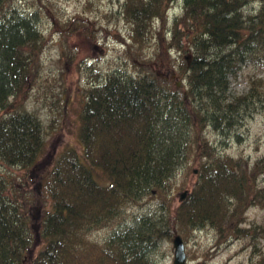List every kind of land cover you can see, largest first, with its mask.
<instances>
[{
    "label": "trees",
    "instance_id": "16d2710c",
    "mask_svg": "<svg viewBox=\"0 0 264 264\" xmlns=\"http://www.w3.org/2000/svg\"><path fill=\"white\" fill-rule=\"evenodd\" d=\"M173 1L120 0L118 13L128 26L125 51L156 35V54L177 52L173 61L183 86L140 68H112L90 80L78 114L77 143L62 146L38 179L48 203L36 231L27 199L16 196L0 172V264H154L150 253L161 241L174 232L184 240L205 224L221 239L250 235L257 255L248 264H264V249L256 246L257 239L264 245V218L252 227L239 224L244 208L264 201V185L254 182L264 158L250 175L246 162L217 151L204 134L208 125L225 132L254 112L264 116L262 76L249 74L245 90H228L229 76L264 58V0L251 8L253 0H180V11L166 25ZM33 2L37 11L0 0V161L27 168L36 165L43 149L41 121L14 101L37 81L43 42L37 13H54L57 7L52 0ZM63 25L69 33L95 36L80 15ZM185 46L187 58L181 55ZM60 55L67 65L73 60L79 65L74 50L65 54L61 48ZM179 170L195 178L172 213L170 190ZM144 197L156 199L154 212L128 223L119 220L127 205ZM106 226L102 239L90 236ZM36 235L42 243L28 258Z\"/></svg>",
    "mask_w": 264,
    "mask_h": 264
},
{
    "label": "rangeland",
    "instance_id": "374dc122",
    "mask_svg": "<svg viewBox=\"0 0 264 264\" xmlns=\"http://www.w3.org/2000/svg\"><path fill=\"white\" fill-rule=\"evenodd\" d=\"M52 1L57 5L54 13L47 10L42 13L36 12L39 16L37 26L43 36L39 53L40 67L36 68L37 81L23 96L14 101L15 104L23 105L39 117L43 134V149L34 167L7 166L0 161V172L13 185V193L20 198L27 199L26 212L29 214L30 224L34 231L37 230L42 210L48 203L39 190L38 179L50 167L56 152L62 146L66 143H77L78 114L83 100V90L90 80L94 77H103L107 70L112 68H124L132 72L140 68L151 69L161 76L175 82L178 81L177 86L182 87L184 83V80L180 79L181 76L177 73V66L173 61L177 52L170 50L165 57L156 54V35L152 34L140 46L131 44L128 52L125 51L124 42H128L126 37L128 26L119 17L120 0ZM179 1H173L168 7L166 25L169 24L172 16L180 11ZM258 2L259 0H253L247 8L255 6ZM13 3L19 10L37 11L34 5H31L34 3L33 0H13ZM75 15L89 20L94 28V38L87 37L79 30L67 32L63 21ZM165 45L164 39L160 42L159 47L163 49ZM61 48L65 54L68 50H74L75 59L79 60V65H74V60L67 65L65 57L60 55ZM188 54L189 50L185 46L181 55L187 58ZM94 69H98V76L91 74L95 71ZM249 74L264 78V58L262 61L242 65L235 76H229V92L237 93L245 90ZM67 89L69 90L68 101L62 107L61 98ZM204 128V134L217 151L230 154L239 159L241 163L246 162L248 171L255 163L259 164L264 158V116L261 112H254L245 117L229 131H220L209 125ZM180 171L175 173L170 190L172 213L173 207L179 200V192L184 187L189 190L190 184L195 178V174L183 175ZM99 174V178H103V175ZM249 174L252 175L251 170ZM181 181L184 183L182 186L179 185ZM254 182L256 186L264 185V169L255 173ZM157 208L156 199L144 197L139 203L127 205L119 220L126 221V223L132 222L141 213L154 212V209ZM263 218L264 201L261 204L248 205L244 208L239 224L252 227L261 222ZM109 228L106 226L93 230L90 236L100 240L106 235ZM182 241L185 251L184 264H248L257 255L250 235L235 236L230 234L221 239L207 224L196 227ZM256 242V246L261 245L264 249L261 239H257ZM41 243L40 237L36 235L27 249L28 258L35 254ZM150 257L154 264H172L171 238L161 241L151 251Z\"/></svg>",
    "mask_w": 264,
    "mask_h": 264
},
{
    "label": "water",
    "instance_id": "95a60500",
    "mask_svg": "<svg viewBox=\"0 0 264 264\" xmlns=\"http://www.w3.org/2000/svg\"><path fill=\"white\" fill-rule=\"evenodd\" d=\"M176 85L178 84V81L175 82ZM187 192V189L184 188L179 192V200H181ZM172 245H173V258H172V264H184L185 262V251L183 246V241L178 233H174L172 236Z\"/></svg>",
    "mask_w": 264,
    "mask_h": 264
},
{
    "label": "bare ground",
    "instance_id": "6f19581e",
    "mask_svg": "<svg viewBox=\"0 0 264 264\" xmlns=\"http://www.w3.org/2000/svg\"><path fill=\"white\" fill-rule=\"evenodd\" d=\"M173 246V245H172ZM183 246H184V243H183Z\"/></svg>",
    "mask_w": 264,
    "mask_h": 264
}]
</instances>
